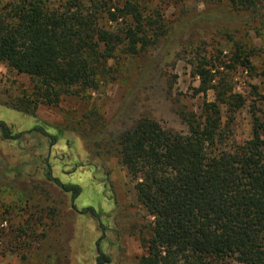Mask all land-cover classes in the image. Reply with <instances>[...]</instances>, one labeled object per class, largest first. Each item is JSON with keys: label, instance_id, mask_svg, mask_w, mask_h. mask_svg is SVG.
Segmentation results:
<instances>
[{"label": "trees", "instance_id": "obj_1", "mask_svg": "<svg viewBox=\"0 0 264 264\" xmlns=\"http://www.w3.org/2000/svg\"><path fill=\"white\" fill-rule=\"evenodd\" d=\"M226 1L229 8H210L188 21L230 27L262 17L261 0ZM164 27L159 12L146 15L138 0H59L58 5L50 0H12L0 8V62L30 78L33 108L58 106L65 97L85 100L115 82L121 57H136L155 47L167 34ZM254 52L250 47L240 53L238 47L228 63L211 64L200 61L195 52L190 61L200 82L195 92L206 95L211 90L214 100L204 101L199 115L185 106L173 108L186 131L140 116L122 130L106 131L92 140L95 153L102 141L111 145L136 181L137 201L152 217L144 226L146 233L140 231L145 254L136 264H212L228 259L264 264V96L249 85L259 99L250 108L251 138L242 145L230 144L234 115L245 98L226 80V74L238 67L255 71ZM101 122L102 117H90L84 133ZM26 136H42L49 145L58 141V135L42 125L14 133L0 121L1 140L18 143ZM44 163V179L70 194L71 201L77 198L80 187L61 183ZM22 173L17 171L15 177ZM72 209L76 211L74 205ZM81 213L104 229L101 213L90 207ZM111 262L97 247L96 264Z\"/></svg>", "mask_w": 264, "mask_h": 264}, {"label": "rangeland", "instance_id": "obj_2", "mask_svg": "<svg viewBox=\"0 0 264 264\" xmlns=\"http://www.w3.org/2000/svg\"><path fill=\"white\" fill-rule=\"evenodd\" d=\"M11 1L0 0V8ZM138 1L146 15L159 12L167 34L144 53L121 57L117 80L88 99L65 97L58 106L33 108L30 78L0 62V121L14 133L39 124L58 135L54 145L42 136H26L18 143L0 139V264H96L97 247L111 258L110 264H136L145 254L140 231L146 233L144 226L152 217L137 201L136 181L111 145L102 141L95 153L92 140L106 131H120L140 116L186 131L173 108L185 106L199 115L204 101L214 100L211 90L206 95L195 92L200 84L190 65L195 52L208 64L228 63L238 47L240 53L255 48V71L238 67L226 74L234 92L245 98L234 115L230 144L242 145L251 138L250 108L259 99L249 85L264 96V8L261 19L220 27L188 18L210 8H229L226 0ZM50 3L58 5L59 0ZM93 111L96 116H90ZM97 116L102 117L101 126L84 133L89 118ZM226 116L223 107L224 122ZM44 160L61 183L80 187L77 198L71 201L70 194L44 179ZM17 171L23 172L20 178ZM88 207L102 214L103 230L96 219L81 213ZM212 264L241 263L228 259Z\"/></svg>", "mask_w": 264, "mask_h": 264}]
</instances>
